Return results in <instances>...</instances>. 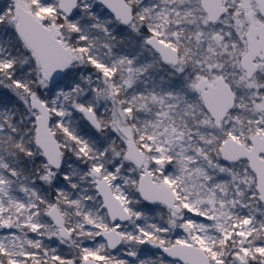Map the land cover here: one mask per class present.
Instances as JSON below:
<instances>
[{
	"label": "snow or ice",
	"instance_id": "snow-or-ice-1",
	"mask_svg": "<svg viewBox=\"0 0 264 264\" xmlns=\"http://www.w3.org/2000/svg\"><path fill=\"white\" fill-rule=\"evenodd\" d=\"M0 264H264V0H0Z\"/></svg>",
	"mask_w": 264,
	"mask_h": 264
}]
</instances>
